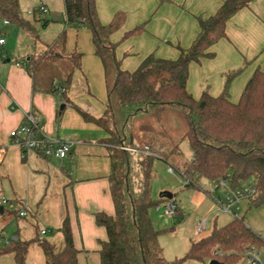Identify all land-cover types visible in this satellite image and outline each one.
<instances>
[{
    "label": "trees",
    "instance_id": "trees-1",
    "mask_svg": "<svg viewBox=\"0 0 264 264\" xmlns=\"http://www.w3.org/2000/svg\"><path fill=\"white\" fill-rule=\"evenodd\" d=\"M252 1L225 0L213 16L199 18L196 40L190 48L180 49L176 60L151 54L129 72L121 68L111 41L125 20L124 14L117 13L110 24L103 25L96 0H64L66 24L92 32L95 54L103 65L108 100L100 118L72 104L68 97L73 73L81 69V53L48 46L49 52L30 59L31 75L41 63L69 61L72 69L52 83L50 93L62 97L64 105L71 104L86 122L99 126L108 136L102 142L109 146L110 193L115 213L94 214L96 224L107 232V240L100 243L101 264H205L208 260L238 264L236 260L245 252L264 248V237L237 212L229 224L216 226L193 242L185 257L168 261L159 243L160 231L154 228L150 216L159 203L171 202L165 193L157 201L151 196L155 160L178 171L185 188L210 195L207 182L226 181L231 191L250 185L256 194L248 200L249 208L264 206V72H254L236 103L228 92L236 73L227 75L225 88L218 96L204 91L196 99L187 88L191 64L215 56L213 47L227 36V23ZM48 16L40 19L44 28L55 21ZM0 19L38 39L34 25L21 15L19 0H0ZM142 31L139 27L129 35ZM60 40L65 43V34ZM184 141L190 147V160L181 150ZM130 149L137 150L135 159ZM61 233L63 247L59 250L47 241L39 242L46 264H78L79 251L68 218ZM34 242L12 241L0 250V255L14 254L15 264H25Z\"/></svg>",
    "mask_w": 264,
    "mask_h": 264
},
{
    "label": "crops",
    "instance_id": "crops-1",
    "mask_svg": "<svg viewBox=\"0 0 264 264\" xmlns=\"http://www.w3.org/2000/svg\"><path fill=\"white\" fill-rule=\"evenodd\" d=\"M224 1L96 0V6L103 25L110 24L117 13L124 14L125 20L112 34L111 41L116 46L115 56L121 68L133 72L151 54L176 60L180 49L190 48L196 40L200 32L199 18L213 16ZM60 2L59 7L52 0H46L39 6L46 7L51 18L59 10H64L65 14L64 0ZM30 22L36 31L42 26L40 19L34 18ZM64 24V30L54 44L42 43L43 48L54 46L67 53L82 54L81 69L73 73L68 97L72 104L77 103L83 111L100 118L108 98L104 69L95 54L92 32L81 27L75 35L66 22ZM139 27L143 28L141 33L129 35ZM63 34L64 44L60 40ZM226 35L213 47V58L190 66L187 88L196 99L204 91L213 96L220 95L227 75L236 73L228 85L230 99L236 103L254 72L257 69L264 72V0H254L249 7L238 11L227 23ZM6 44L5 40L0 45V52ZM26 51L13 59L9 58L6 50L0 53V250L12 241L34 240L36 242L29 247L25 264H46L39 242L44 240L57 250L61 249V228L68 218L74 245L79 251L78 264H101L100 243L107 240V232L96 224L94 214L115 213L110 193L109 146L102 142L108 136L102 128L86 122L80 115L76 119H61L63 112H58V107L63 99L50 93L52 83L61 78L55 72L47 77H37L40 66L51 63H41L31 75L28 71L30 59L42 51L39 54H30L29 48ZM71 69L67 68L64 76ZM204 72H207V77L201 75ZM95 85L96 89L105 86L106 98H102L105 104L99 108L92 94H96ZM89 102L96 105L91 106ZM70 106L63 103L60 110ZM30 111L37 113L41 131L47 137L74 141L75 136L86 133L93 142L75 140L78 143H72L71 152L64 160L47 159L32 152L23 158L10 133L23 124L25 114ZM3 199L8 203L3 205ZM220 203H223L221 199ZM23 211L27 215L21 217L19 214ZM216 226L215 222L213 228ZM10 227L11 232L6 236L4 232ZM44 230L47 233L41 235ZM0 264H15L14 254L0 255Z\"/></svg>",
    "mask_w": 264,
    "mask_h": 264
},
{
    "label": "rangeland",
    "instance_id": "rangeland-1",
    "mask_svg": "<svg viewBox=\"0 0 264 264\" xmlns=\"http://www.w3.org/2000/svg\"><path fill=\"white\" fill-rule=\"evenodd\" d=\"M45 1L46 0H19L20 12L23 18L30 21H34V18L40 19L39 15H32L31 12L34 7L39 6ZM52 1L54 4L56 3L58 7L61 6L60 0ZM49 17L50 15L48 16V18ZM49 19L55 21H51L49 26H47L46 28H44L43 26L38 27L36 31L38 39L36 40L30 38L17 25L6 23L4 20L0 19V30L3 29V31L0 33V37L4 38L7 41V44L2 51L4 52V50H6L10 59L17 58L18 55H24L25 52H27V48L30 49V54H39L41 51V54L46 53L48 51V48H43L44 44L42 43L47 42L50 45H53L60 32L64 30V10L56 11V13L52 14V17ZM66 26L70 31H73L75 35L76 31L78 32L82 29L77 25ZM87 30L90 32L89 29ZM156 54L159 56L158 53ZM45 65L40 66L39 70H37V77H47L50 75L49 73L53 74L55 72L56 76L62 79L64 78V73L67 68L71 67V63L67 60H62L57 64L52 63ZM201 75L207 77V72H204ZM205 82H207V78L205 79ZM95 90L96 94L93 92L92 94H94L93 96L97 102V105L90 102L89 103L91 104V106L96 105V107L99 108L101 104H105L103 100L104 98H106L105 86H102L100 88L98 87V89H96L95 85ZM83 100L84 99H81L80 101L83 102ZM62 104L63 103L61 102L58 107V112H60V107ZM77 105L78 104L76 103V106ZM79 115L80 114L78 113V111L74 107L70 106L63 111L61 119H76V117ZM91 139V136H88L86 133H81L78 134V136H75V140H79L80 142H93L91 141ZM100 139L101 138L96 140L99 141ZM75 140L68 142L77 144L78 142H76ZM130 150H132L131 153L134 155L133 158L135 159L138 155L137 150ZM181 150L185 158L187 160H190L192 154L187 141H184L181 144ZM207 185L210 191V195L204 192L197 191L195 189L185 188V180L180 175V173H178V171L171 173L169 171V166L161 160H155L153 162V178L151 181L152 198L157 201L160 199V196L162 194H171V202L176 205L179 211V214L172 217H167L165 215L164 203H159L151 210L150 213L154 228L157 231H160L159 243L163 248V256L168 261H174L178 258L185 257L191 247V244L207 236L212 231L215 222L218 227H224L233 220V217L231 215L220 212L218 204L219 199H221L225 203L227 201V197L231 196L232 193L223 186L216 188V184L213 182H207ZM240 206L241 210L238 212V214L240 216H245L248 224L264 237V206L250 209L247 200H243L240 203ZM3 208H5L6 210L9 209V207ZM204 222L205 228L199 232L197 230L198 226L203 224ZM9 232H11V227L6 229L4 234L8 236ZM247 253L248 251L236 260L238 264H254L248 259L244 260ZM209 261L210 260H208L205 264H209ZM186 264L204 263L191 261L187 262ZM256 264H264V248H262L258 252Z\"/></svg>",
    "mask_w": 264,
    "mask_h": 264
},
{
    "label": "built area",
    "instance_id": "built-area-1",
    "mask_svg": "<svg viewBox=\"0 0 264 264\" xmlns=\"http://www.w3.org/2000/svg\"><path fill=\"white\" fill-rule=\"evenodd\" d=\"M33 15H39L40 19L46 18L49 15V10L44 6H39L35 10L31 12ZM7 23V22H6ZM5 43L4 39H0V45ZM10 137L13 140V144L18 146L22 151V156L25 157L29 152L36 153L44 158L51 159L56 158L60 160H64L68 157L71 152L73 144L61 140L58 138H50L45 136L41 131V123L37 113L30 111L25 114L24 122L18 128L14 129L10 133ZM2 155V151H0V156ZM171 173L173 169L169 168ZM223 186L227 188L232 195L227 197V201L219 204L220 212L229 214L232 217L235 213L240 211V203L243 200H249L256 194L254 187L245 186L242 189L231 191L228 183L226 181H222L216 184V188ZM3 205L7 204V200L3 199L1 201ZM165 206V215L167 217H172L177 215L178 209L173 202L164 203ZM21 217L26 216V212H20ZM205 228V222L198 226V231H202ZM47 233L46 230L41 231V235H45ZM259 251L252 250L248 251L245 256V259L257 263V254Z\"/></svg>",
    "mask_w": 264,
    "mask_h": 264
},
{
    "label": "water",
    "instance_id": "water-1",
    "mask_svg": "<svg viewBox=\"0 0 264 264\" xmlns=\"http://www.w3.org/2000/svg\"><path fill=\"white\" fill-rule=\"evenodd\" d=\"M62 108H64L63 106H62ZM165 197L167 198V199H172V195L171 194H168V193H165ZM209 264H221L220 262H218L217 260H212V261H210V263Z\"/></svg>",
    "mask_w": 264,
    "mask_h": 264
}]
</instances>
